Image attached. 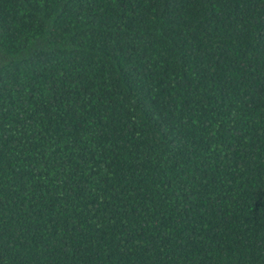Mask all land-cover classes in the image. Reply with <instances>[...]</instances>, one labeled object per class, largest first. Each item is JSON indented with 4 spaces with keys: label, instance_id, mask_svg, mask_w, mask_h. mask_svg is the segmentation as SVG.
<instances>
[{
    "label": "trees",
    "instance_id": "obj_1",
    "mask_svg": "<svg viewBox=\"0 0 264 264\" xmlns=\"http://www.w3.org/2000/svg\"><path fill=\"white\" fill-rule=\"evenodd\" d=\"M0 264H264V0H0Z\"/></svg>",
    "mask_w": 264,
    "mask_h": 264
}]
</instances>
